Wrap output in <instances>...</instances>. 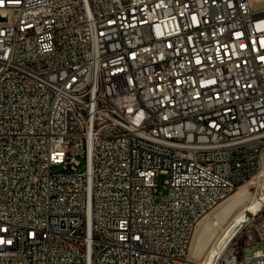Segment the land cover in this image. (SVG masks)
Listing matches in <instances>:
<instances>
[{
    "label": "built area",
    "instance_id": "obj_1",
    "mask_svg": "<svg viewBox=\"0 0 264 264\" xmlns=\"http://www.w3.org/2000/svg\"><path fill=\"white\" fill-rule=\"evenodd\" d=\"M0 264H190L264 171V6L0 0ZM169 176L162 190L159 177ZM213 261L264 264V205Z\"/></svg>",
    "mask_w": 264,
    "mask_h": 264
},
{
    "label": "bare ground",
    "instance_id": "obj_2",
    "mask_svg": "<svg viewBox=\"0 0 264 264\" xmlns=\"http://www.w3.org/2000/svg\"><path fill=\"white\" fill-rule=\"evenodd\" d=\"M256 1H259V0H256ZM248 2H251V0H248ZM260 178H264V171L260 175ZM228 198H229V195H222L221 196V203H223V204L221 205V207H219V209L217 211H219L220 209H223L225 207L223 205H224V203H226ZM232 199L230 200V204L223 209V212L225 214L231 213L232 211L236 210L237 207L239 208V204H240L239 199H234V200H232ZM231 202H233V203H231ZM249 209L250 208L241 210L239 213H236V211H235L234 215L230 218V220H232L231 222H229L230 224L226 223L224 225L225 229H223L224 226L221 225L220 223H218L215 220V218H213L212 221H209L210 219L207 220L208 217L206 219H204L199 224L197 234L194 238V241H193V244L191 247L190 257L193 258L194 260L191 259L190 264H198V263H202L203 261H205V262L213 261L217 248L219 249V248L223 247L224 243H226L227 239L229 238V236L232 232L231 230L233 229V227L237 226V224L241 222V220L248 213ZM217 236H218V238H217ZM214 239L216 241L212 242V241H214ZM199 258H201V259L198 260Z\"/></svg>",
    "mask_w": 264,
    "mask_h": 264
},
{
    "label": "rangeland",
    "instance_id": "obj_3",
    "mask_svg": "<svg viewBox=\"0 0 264 264\" xmlns=\"http://www.w3.org/2000/svg\"><path fill=\"white\" fill-rule=\"evenodd\" d=\"M169 179V176L167 175H161L159 177V189L162 190L163 188V185L164 183ZM260 180V181H259ZM246 190H248L249 192V199H248V202L247 203H244L240 206L239 209H237L236 213H239L241 210H244V209H247V208H251L252 206V203L254 201V198H255V195L257 192H261L264 194V178H260V179H254L253 181H251L250 183H247L245 184L242 188H240L239 190H237L236 192H234L230 198L227 199L226 203H224L223 206L227 207L229 204H230V200H234V199H239V203H241L242 200L245 199L246 197ZM222 206V207H223ZM215 213H213L211 216H209L207 218V220L209 221H212L213 218L212 216L214 215ZM232 220H229L227 223L231 222ZM230 224V223H229ZM228 224V225H229ZM225 229V226L224 228ZM221 233V232H220ZM218 238V236H217ZM216 238V239H217ZM216 240L214 239V241L212 242H215ZM216 251H220V249L217 248ZM257 251H260V252H263L264 253V243H259L257 246L255 247H252V248H249L247 249L246 251V256L247 257H251L253 256Z\"/></svg>",
    "mask_w": 264,
    "mask_h": 264
},
{
    "label": "water",
    "instance_id": "obj_4",
    "mask_svg": "<svg viewBox=\"0 0 264 264\" xmlns=\"http://www.w3.org/2000/svg\"><path fill=\"white\" fill-rule=\"evenodd\" d=\"M252 2V5L255 7V8H258V7H262L264 6V0H259V1H256V0H251ZM3 19L0 17V22L2 21ZM248 199H249V192L248 190H246V197L244 200L241 201L240 203V206L244 203H247L248 202ZM234 202V201H233ZM231 202V203H233ZM264 205V194H262L261 192H257L256 195H255V198H254V201H253V204L251 206V208L249 209L248 213L246 214V216L241 220V223L244 222L248 217L252 216V215H255L259 209ZM239 206V208H240ZM225 208V207H224ZM223 208V209H224ZM238 207L236 208V210L232 211L231 213L229 214H225L223 212V209H220L219 211H217L213 216L212 218H215V220L220 223L221 225H225L229 220L230 218L234 215L235 211H237V209H239ZM220 249V248H219ZM219 251H216L215 253V256L218 254ZM215 258V257H214ZM192 260H194L193 258H191ZM201 258H199L198 260H200Z\"/></svg>",
    "mask_w": 264,
    "mask_h": 264
}]
</instances>
